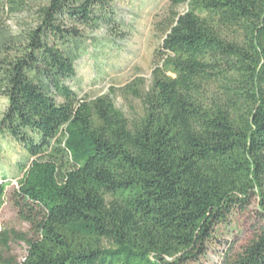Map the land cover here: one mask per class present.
<instances>
[{
    "label": "trees",
    "instance_id": "obj_1",
    "mask_svg": "<svg viewBox=\"0 0 264 264\" xmlns=\"http://www.w3.org/2000/svg\"><path fill=\"white\" fill-rule=\"evenodd\" d=\"M113 4L44 0L12 36L28 7L0 0V136L32 159L14 206L37 238L20 264H188L252 197L264 217V0H172L150 84L122 89L141 103L131 119L113 90L69 86L85 31L122 39ZM220 264H264V223Z\"/></svg>",
    "mask_w": 264,
    "mask_h": 264
},
{
    "label": "rangeland",
    "instance_id": "obj_2",
    "mask_svg": "<svg viewBox=\"0 0 264 264\" xmlns=\"http://www.w3.org/2000/svg\"><path fill=\"white\" fill-rule=\"evenodd\" d=\"M22 1L28 10L7 21L5 33L8 35L15 36L26 30L32 21L33 9L44 0ZM171 1L114 0L117 19L123 24L122 39L110 37L104 29L83 33L78 41L76 77L69 83L79 99L92 100L113 90L115 106L127 118L141 112L140 101L122 89L137 79H142L145 86L150 84L154 54L160 50L164 38L156 27L167 17ZM174 7L177 13H183L186 3ZM6 106V99L0 96V119ZM31 161L7 135L0 136V185H6L0 210V264H20L27 252L25 241L37 238L35 229L19 218L14 206L18 181L24 173L20 166L27 167ZM259 211V200L252 197L245 209L236 210L226 223L216 227L205 254L197 262L188 264H220L226 254L240 253L264 223Z\"/></svg>",
    "mask_w": 264,
    "mask_h": 264
}]
</instances>
